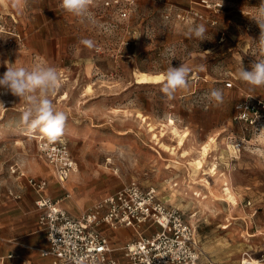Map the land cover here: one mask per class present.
Returning <instances> with one entry per match:
<instances>
[{"label": "rangeland", "instance_id": "rangeland-1", "mask_svg": "<svg viewBox=\"0 0 264 264\" xmlns=\"http://www.w3.org/2000/svg\"><path fill=\"white\" fill-rule=\"evenodd\" d=\"M259 3L134 0L122 19L96 9V0L81 17L66 12L62 0H0V75L6 66L40 64L19 61L37 58L26 44L30 32L61 38L60 59L51 64L58 87L48 98L66 114L59 138L79 171L95 176L93 187L107 193L132 181L153 187L194 226L202 259L264 264V152L257 150L264 131L244 134L233 121L244 95L264 94V86L249 91L238 76L242 65L250 70L264 59L255 40L259 28L248 18ZM198 24L207 29L204 41L187 35ZM181 63L190 69L188 87L169 97L162 91L166 71ZM138 72L161 75V82L140 84ZM213 89L223 102L210 96ZM21 101L0 89V152L22 153L44 167L38 139L26 134L44 135L19 123ZM13 129L19 133L2 135ZM128 231L127 239L135 240ZM111 235L113 248L125 244Z\"/></svg>", "mask_w": 264, "mask_h": 264}, {"label": "built area", "instance_id": "built-area-1", "mask_svg": "<svg viewBox=\"0 0 264 264\" xmlns=\"http://www.w3.org/2000/svg\"><path fill=\"white\" fill-rule=\"evenodd\" d=\"M133 2L96 0L94 7L126 19ZM0 30H3L1 26ZM225 86L230 88L231 83ZM234 113L233 120L241 132L259 131L264 125V94L246 95L235 104ZM37 139L41 157L57 181L65 182L75 167L67 143L61 138L51 141L39 136ZM241 141L245 142V138ZM9 174L24 178L37 194L34 208L40 230L49 244L47 255L52 257V264H218L202 259L194 226L178 210L168 207L153 187L129 182L74 218L60 207L59 201L43 195L47 187L45 180L26 177L16 166L9 168ZM10 196L20 198L11 193ZM103 227L113 231L130 229L137 239L113 248ZM116 251L121 253V260L113 256Z\"/></svg>", "mask_w": 264, "mask_h": 264}, {"label": "crops", "instance_id": "crops-1", "mask_svg": "<svg viewBox=\"0 0 264 264\" xmlns=\"http://www.w3.org/2000/svg\"><path fill=\"white\" fill-rule=\"evenodd\" d=\"M53 19L54 17H51V24L49 26L46 25L50 30L53 28ZM61 25L63 26L62 23ZM34 28H36V23L34 24ZM25 40L29 49L37 58L35 60L20 58L19 61H22L21 65H32L33 62H39L40 64L44 63V66H51L54 61L60 59L58 50L62 43L61 38L55 36L49 37L48 35L43 36L40 31L35 30L33 33L30 32L28 36L26 35ZM20 105H22L19 106L20 108L24 107L25 109L28 106L25 100L21 101ZM236 125L240 130L239 125ZM16 133L19 132L14 129L12 131L4 130L2 135L7 137ZM29 134L37 136L34 133ZM259 147L260 152H264V146ZM13 153L0 152V264H52V257L47 255L49 244L40 230L38 213L34 208L37 194L26 184L24 178L17 179L9 174V168L16 166L26 177L45 180L47 187L43 195L54 201H59L60 207L74 218H78L89 210L97 202L98 198L102 199L112 194V192H104L100 187L94 188L92 182L96 179L95 176L87 175L86 173L84 175L83 171H79L74 157V170L65 182H59L42 157L45 164L44 167L38 165L35 161L25 158L22 153ZM21 162H23V166ZM4 164H6V168L3 169ZM10 193L18 195L20 198L15 199L10 196ZM102 230L110 239L112 247L113 242L110 233L114 234V238L118 244H124L129 241L127 236L130 235L128 231L130 229L113 231L103 227ZM117 232L123 237L117 236ZM116 252H118L119 257L115 258L121 260V253L119 251Z\"/></svg>", "mask_w": 264, "mask_h": 264}, {"label": "clouds", "instance_id": "clouds-1", "mask_svg": "<svg viewBox=\"0 0 264 264\" xmlns=\"http://www.w3.org/2000/svg\"><path fill=\"white\" fill-rule=\"evenodd\" d=\"M91 2L92 0H62L61 6L66 12L81 17L87 14ZM248 18L259 28V36L255 40L264 52V0H260L255 15ZM206 32L205 25L198 24L190 27L187 35L204 41ZM83 43L89 47L92 45L89 40ZM201 70H203L202 66ZM189 72V67L182 63L178 67H169L164 77L162 91L171 97L177 89L187 88ZM238 76L241 81L249 85V91L264 86V59L254 61L250 70H246L242 65ZM57 87L58 74L52 66L37 65L31 70L6 66V71L0 75V89L19 99H24L28 105L21 114V123L29 130L38 129L51 141H55L63 134L67 120L66 114L56 110L52 100L48 98ZM210 96L217 102H223V94L219 89H213ZM260 130L264 131V128Z\"/></svg>", "mask_w": 264, "mask_h": 264}, {"label": "bare ground", "instance_id": "bare-ground-1", "mask_svg": "<svg viewBox=\"0 0 264 264\" xmlns=\"http://www.w3.org/2000/svg\"><path fill=\"white\" fill-rule=\"evenodd\" d=\"M138 74H139V72H138ZM161 79H162L161 75H147V74H144V73H141V74L138 75V83H140V84H158V83L161 82ZM26 136L27 137H32V138H38L39 137V136H35V135H32V134H26ZM185 136L186 135L181 137V140H180L181 142L185 138ZM181 145H182V143H181ZM207 150H208L207 147H205L204 150H203V156L206 155ZM194 165L200 169L201 161L194 162ZM225 192H227V194H229V189H225Z\"/></svg>", "mask_w": 264, "mask_h": 264}]
</instances>
